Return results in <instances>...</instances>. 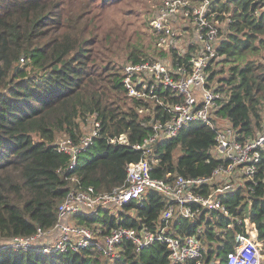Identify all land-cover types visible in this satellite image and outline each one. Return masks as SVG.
<instances>
[{
  "label": "trees",
  "instance_id": "16d2710c",
  "mask_svg": "<svg viewBox=\"0 0 264 264\" xmlns=\"http://www.w3.org/2000/svg\"><path fill=\"white\" fill-rule=\"evenodd\" d=\"M121 2L131 8L142 2L148 17L157 15L158 9H149L142 0H103L105 6ZM93 5L88 3L82 13L83 0H0V240L52 229L68 192L83 187L111 192L124 184L128 164L142 158L133 146L141 144L150 129L142 126L139 114L144 102L129 98L123 88V65L147 60L155 46L151 43V50L146 51L139 33L134 32V37L123 21L106 29L102 19H85ZM209 9L214 18L231 20L218 48L223 57L216 61L219 72L213 73H220L224 62L228 64L226 76L219 80L230 101L219 114L236 129L252 133L261 125L263 114L256 106L264 98V65L250 59L264 51V0H209ZM92 115L102 123L101 135L78 155V165L71 170V158L57 152L56 142L67 137L78 142ZM121 135L127 137V144L111 142ZM215 142V130L191 123L176 138L155 145L158 163L153 176L211 175L219 165L210 155ZM262 164L264 169V155ZM258 192L264 195V184ZM242 193L240 190L237 201L230 202L235 213ZM164 205L160 195L151 193L145 205L132 202L125 210L135 211L154 226ZM245 212L243 205L240 214ZM251 216L264 240V200H254ZM99 221L118 224L107 214ZM83 222L96 223L92 219ZM121 223L137 225L130 217ZM196 225L179 219L175 231L192 234ZM204 232L206 240L216 238L209 227ZM227 234L228 240L217 248L224 258L234 244V232ZM0 264L171 263L167 246L157 243L140 254L128 244L114 261L93 248L51 254L5 251L0 254Z\"/></svg>",
  "mask_w": 264,
  "mask_h": 264
},
{
  "label": "built area",
  "instance_id": "2783aa9c",
  "mask_svg": "<svg viewBox=\"0 0 264 264\" xmlns=\"http://www.w3.org/2000/svg\"><path fill=\"white\" fill-rule=\"evenodd\" d=\"M230 22L214 18L209 0L162 1L156 17L149 22L156 39L152 55L123 65V88L129 98L144 102L139 114L142 126L150 129L149 136L133 146L142 158L128 164L124 184L111 192L97 193L93 187L72 189L60 204L52 229H38L29 237L2 239L0 254L34 250L42 254L80 253L93 248L114 261L128 244L140 254L163 243L171 264H264V240L251 216L254 200H264L258 192L264 184V98L258 107L263 111L261 125L252 133L236 129L219 114L230 97L221 88L218 74L213 75L219 72L216 61L223 57L218 48ZM193 122L216 131L210 155L219 165L209 176L154 177V165L158 163L155 145L176 138ZM86 123L78 142L68 137L56 142L57 152L71 158V170L78 165V155L102 132L97 115L90 116ZM111 142L127 144L128 140L121 135ZM240 190L243 193L235 213L230 202L237 201ZM151 193L160 195L165 204L154 226L142 221L135 211L125 210L132 202L145 205ZM243 205L247 212L240 214ZM105 214L118 224L100 222ZM127 217L137 225H123ZM88 219L96 223L83 222ZM179 219L196 223V232L175 231ZM207 227L215 239H205ZM230 230L234 232L233 250L222 260L217 248L228 240Z\"/></svg>",
  "mask_w": 264,
  "mask_h": 264
},
{
  "label": "rangeland",
  "instance_id": "374dc122",
  "mask_svg": "<svg viewBox=\"0 0 264 264\" xmlns=\"http://www.w3.org/2000/svg\"><path fill=\"white\" fill-rule=\"evenodd\" d=\"M130 1L132 0H129V2ZM142 1L147 3L149 9H153V6L155 7V9H158L161 6L163 0H142ZM88 3L95 4V6L93 5L94 7L93 12L92 10L88 11L89 17L85 16V19H89V18L102 19L103 25L106 29H112L114 25L116 26L120 25L122 24L123 21L124 25H126L127 23L130 25V34H132L135 37L136 33L134 32L139 33L138 37L140 40H142L143 47L145 48L146 51L151 50V48L148 47L151 43L153 46H155L156 41L154 40L152 29L150 27V24H148V20L149 19L152 20L156 16L153 18L148 17V15L144 12L142 8V5L145 6L144 4H142V2L140 5H136L131 8L125 4L127 2L113 3L111 5L105 6L103 0H95V2L93 0H83L84 6H82L81 8L85 10L80 12L83 13L84 11H86ZM71 5H74V3L72 2ZM133 11L135 12L133 13ZM67 18L75 19V16L73 17L68 16ZM192 19H194V17H192ZM220 26L222 27V23L220 24ZM250 60L253 61L256 65H260V64L264 65V51L261 53V55L253 57ZM228 67H229L228 64L224 62L222 66V71L218 73V76L225 77L227 74ZM243 91L244 93L247 91V86L243 88ZM261 102L262 101H260L259 103L257 102L258 105L256 104L257 105L256 107H259ZM219 257L221 259L224 258V256H222L223 258L221 256Z\"/></svg>",
  "mask_w": 264,
  "mask_h": 264
}]
</instances>
